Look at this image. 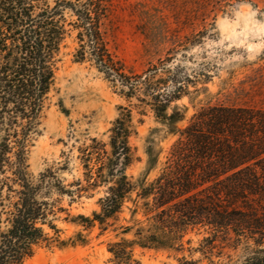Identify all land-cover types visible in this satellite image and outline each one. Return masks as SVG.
Masks as SVG:
<instances>
[{"label": "trees", "instance_id": "obj_1", "mask_svg": "<svg viewBox=\"0 0 264 264\" xmlns=\"http://www.w3.org/2000/svg\"><path fill=\"white\" fill-rule=\"evenodd\" d=\"M107 16L108 0H0V264H24L42 247L85 245L95 227L107 231L126 208L128 223L114 228L119 239L109 246L117 264H130L135 247L177 249L202 228L234 234L247 246L253 241L256 251L243 264H264V108L202 105L151 181L139 183L127 173L136 158L126 107L108 142L93 138L79 148L83 181L64 184L51 169L30 173L28 150L55 82L67 25L79 30L76 60H92L128 99L167 115L185 95V83L166 64L143 74L125 71L105 41ZM99 188V210L89 216L72 215L63 204ZM59 221L82 229L65 239Z\"/></svg>", "mask_w": 264, "mask_h": 264}, {"label": "rangeland", "instance_id": "obj_2", "mask_svg": "<svg viewBox=\"0 0 264 264\" xmlns=\"http://www.w3.org/2000/svg\"><path fill=\"white\" fill-rule=\"evenodd\" d=\"M64 16L67 22L75 20L68 10ZM66 28L56 57L55 82L28 150L29 171L35 177L51 169L64 184L83 181L79 148L93 138L108 142L120 107L132 110L135 133L130 143L136 160L127 173L139 183L160 173L180 131L202 105L264 108V0H108L102 29L125 71L143 74L166 64L172 76L185 83V95L170 104L167 115L128 99L92 60L78 62L79 30ZM173 113L175 117H169ZM103 195L99 188L83 193L71 205L66 197L63 204L72 215L89 216L99 210ZM129 218L126 208L107 231L95 227L87 244L42 247L24 264H117L109 246L119 239L114 228L127 225ZM58 226L65 239L82 229L64 221ZM255 248L253 241L247 246L234 234L215 236L202 228L189 232L174 250L135 247L130 264H243Z\"/></svg>", "mask_w": 264, "mask_h": 264}]
</instances>
